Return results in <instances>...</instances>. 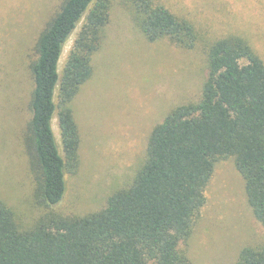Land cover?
Segmentation results:
<instances>
[{
  "label": "trees",
  "instance_id": "trees-1",
  "mask_svg": "<svg viewBox=\"0 0 264 264\" xmlns=\"http://www.w3.org/2000/svg\"><path fill=\"white\" fill-rule=\"evenodd\" d=\"M121 6L147 41L202 53L207 76L201 96L171 108L153 126L132 181L115 189L99 210L49 211L26 226L0 198V264H191L188 243L206 187L215 163L229 157L264 229L262 58L243 36H211L159 0H124ZM111 11V0H61L35 38L22 141L37 206L57 205L66 174L77 171L80 134L73 100L93 75L92 59L104 43ZM77 28L60 71L64 46ZM234 264H264V237L244 245Z\"/></svg>",
  "mask_w": 264,
  "mask_h": 264
},
{
  "label": "rangeland",
  "instance_id": "rangeland-1",
  "mask_svg": "<svg viewBox=\"0 0 264 264\" xmlns=\"http://www.w3.org/2000/svg\"><path fill=\"white\" fill-rule=\"evenodd\" d=\"M111 1L107 34L92 59L93 75L73 100L79 165L75 173L66 174L62 200L45 208L34 203L33 176L22 141L32 89L27 66L39 30L61 0H0V198L26 226L49 211L84 215L102 208L115 189L132 181L153 126L171 108L201 96L207 76L202 53L147 41L122 8L124 0ZM159 1L211 36H243L264 62V0ZM77 30L64 46L60 71ZM52 127L61 149L56 118ZM263 237L234 160H218L189 239L191 264H234L244 245Z\"/></svg>",
  "mask_w": 264,
  "mask_h": 264
}]
</instances>
